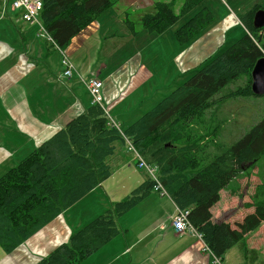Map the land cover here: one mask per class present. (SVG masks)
<instances>
[{
    "label": "trees",
    "instance_id": "1",
    "mask_svg": "<svg viewBox=\"0 0 264 264\" xmlns=\"http://www.w3.org/2000/svg\"><path fill=\"white\" fill-rule=\"evenodd\" d=\"M41 1V20L50 38L41 37L46 38L49 51L68 47L76 35L116 3ZM201 1L185 0L178 12L174 1H156L153 11L145 13L139 25L129 10L124 22L134 33L140 29L162 33ZM261 8L256 4L240 18L247 32L238 42L216 57L210 56V62L200 65L182 85L124 130L109 124L104 107L92 103L10 168L0 178V246L6 252L13 251L109 178L113 169L108 157L116 153L117 142H125L126 138L157 165L161 183L178 207L190 209L191 221L217 257L261 227L263 166L261 184L253 195V210L242 220L234 224L218 220L213 207L221 190L244 174L246 164L264 162V117L234 144L227 145L220 140L226 119L212 112L219 101L228 97L256 95L252 91V70L264 56V27L256 28L254 17ZM213 19L207 9L196 12L176 30L177 41L182 44L195 39ZM238 79H242L238 88L220 95ZM201 150L205 157L197 155ZM137 167L144 170L138 161ZM156 184L148 176L125 199L73 232L68 242L36 264H76L89 257L120 233L116 218L143 201Z\"/></svg>",
    "mask_w": 264,
    "mask_h": 264
},
{
    "label": "crops",
    "instance_id": "2",
    "mask_svg": "<svg viewBox=\"0 0 264 264\" xmlns=\"http://www.w3.org/2000/svg\"><path fill=\"white\" fill-rule=\"evenodd\" d=\"M11 2L12 0H0V178L9 168L30 155L44 141L92 104V97L87 87L82 85L84 83L81 77L87 79L91 74H99L103 80L104 100L101 105L118 125V117L135 122L148 111L141 108L128 109L121 113L115 112L123 101L120 89L121 84L125 83L121 76L123 71L115 70L112 68L113 65L107 66L105 62L99 63L100 66L98 65L97 70H94L93 65L98 60H96V54L91 52L92 43L88 46L86 44L87 41H92V32L84 33L83 29L72 39L68 47L61 48L75 66L71 77L63 76L62 51L57 47L49 51L47 42H45L47 51L41 49L47 55L55 51L60 54V62L63 66L60 75L51 76L47 65L46 70L33 67L34 62L38 65L41 61L34 58L37 52L36 40L29 43L27 40L34 36H41L28 29L20 16L21 12L13 10ZM239 17L237 13L238 22H240ZM228 21L236 23L231 18ZM213 30L215 28L206 31V34L201 32L197 36H200L199 39H193L187 43H179L176 37L171 42L170 48L173 46L174 51H170V54L174 62L178 64L176 76L171 78L172 81L178 78L179 70L184 73L177 84H173L170 89L174 90L176 85L179 86L186 79L185 73L188 74L199 68L226 42L222 34L215 32L216 35H214ZM13 35L22 38L23 46L18 39L13 38ZM30 35L33 37L28 38ZM81 46L83 48L80 53L78 48ZM108 52L104 54L107 59ZM74 55H77V58H74ZM78 56L82 59L81 62H78ZM72 57L76 60L74 61ZM27 59L33 63L28 64ZM35 69H38L39 73L35 74ZM139 71L142 72L137 77L140 82L148 80V83H151L153 79H156L154 72L143 70L140 64ZM75 77L76 81H74ZM62 78L66 81H62ZM161 85L162 83L159 87ZM81 87H84L86 91H83ZM165 93L166 96L170 92ZM118 127L124 130L127 126ZM127 146V140L117 143V149L120 151H125ZM131 154L127 155V160L122 161L121 167L126 164L137 166L134 154ZM114 173L113 169V174L109 178L65 209L13 251L6 252L0 246V264H36L59 245L68 242L73 232L113 207L116 200L122 199L121 196L110 198L107 193L108 184ZM143 173L145 176L138 175L137 181L140 183L148 177L145 171ZM93 194L98 197L95 206L88 203ZM216 205L213 207V213ZM221 208L223 209L220 207L219 211ZM176 212L177 204L170 195H161L153 190L143 201L116 218L121 230L116 237L76 264H264V241L259 240L260 236L254 240L251 237L254 234L252 233L248 236L249 238L246 236L222 256L217 257L213 251L204 250L203 241L179 237L176 234L173 228V217ZM223 212L225 213L226 210L223 209ZM215 217L221 219V216L215 215ZM237 248H241L242 251L238 253Z\"/></svg>",
    "mask_w": 264,
    "mask_h": 264
},
{
    "label": "rangeland",
    "instance_id": "3",
    "mask_svg": "<svg viewBox=\"0 0 264 264\" xmlns=\"http://www.w3.org/2000/svg\"><path fill=\"white\" fill-rule=\"evenodd\" d=\"M156 1H174L175 10L178 12L183 6L185 0H116L115 4H111L105 11L98 15L93 23L83 30L84 33H93L92 41L89 40L86 44L88 46L89 43H92L93 48L91 52L92 54H96V60H98L96 61V64L94 63L93 65L94 70H97V67L98 65L100 66L101 62H105L107 66L108 64L113 65V69L123 71L121 76L125 83H122L120 86L123 101L120 102L121 104L115 109L116 113L125 112L128 109L139 110L142 108L145 111L149 110L165 97L164 92H166L165 94L171 92L172 89L170 88L173 87V84H177L184 72L179 70L180 74L178 78L172 81L171 78L176 76L178 64L174 62L171 57L170 51L173 52L174 47L172 46V48H170V44H172L171 42H173L176 37V30L196 12L207 9L211 12L212 17H214V21L212 20L213 23L202 31L203 34H206V31L215 28L212 33L214 35H216V33L219 35L222 34L226 39V42L214 53L216 54L214 57H216L229 46L238 42L247 32V29L242 22L236 20V14L238 13L240 16L239 18H241L256 4L260 5L262 7L261 9H264V0H203L196 7L188 11L179 22L173 24L162 33L150 32L147 29H140L137 33L132 32L124 22L125 12H127V10L131 11L132 18L138 22L139 25L141 17L149 11H153V4ZM230 18L236 23L233 24L229 22L228 20H230ZM29 37L33 36L30 35L28 38ZM199 37L195 39H199ZM13 38L18 39L23 46L22 38L15 37V35H13ZM254 38H256V36H254ZM32 40H36L35 45L37 46V52L34 58L40 60L41 63L36 65L35 62H30L27 59L28 64L33 63V67H38V69L44 70H46L47 65L51 76L60 75L61 70L63 69L60 62V54L56 51L49 55H47L46 52H43V50L47 51L45 46V42L47 41L46 38L34 36V38H29L27 41L29 43ZM82 48L83 46L78 48L80 53ZM68 49H70V47ZM68 52L69 51H67V53ZM107 52V56H109L108 59L107 57H104V54ZM68 54H70V52ZM74 58H77V55H74ZM74 58L72 57L75 61L76 59ZM78 58V62H81L82 59L79 56ZM211 60L212 58L204 61V64H202L205 65ZM139 64L143 70L150 71L151 73L154 72L156 74V79H153V82L148 83V80L140 82V80H138L137 77L142 74V72L139 71ZM28 67H30V65H28ZM38 69L34 70L35 74L39 73ZM194 72L195 71L188 74L185 73L184 78L186 79H184L180 85H182ZM62 81L65 82V78H62ZM74 81H76V77L74 78ZM160 83H162L161 87H159ZM241 84L242 79L232 82L226 86L225 90L220 95L235 90ZM82 85L85 87L84 84ZM84 87H81V89L86 91ZM176 87H178V85H176ZM212 112H218L221 117L226 119L220 140L227 145H231L264 117V95L228 97V99L219 101L218 104L212 108ZM112 114L115 115L113 112ZM118 120L119 126L122 128L129 126V124H132L133 122L123 117H118ZM204 144L206 143L201 142V145ZM127 149L125 151L117 149L114 155L108 157V162L111 163L115 173L111 182L108 184L107 193L110 198L117 196L122 197V199L116 200L115 202L125 199L141 184L137 181L139 174L145 176L143 173L144 170L139 169L136 165L132 166L131 164H126L121 167L122 161L127 160V155H132L131 153L134 154L137 161L135 151H138L137 147H135L133 143L132 145L128 143ZM197 155L201 158L206 156L203 154L202 150L197 153ZM260 166H263L264 172V162H261L260 160L256 163L246 164V171L244 174L221 190V197L214 209V214L221 216V219L218 220H228L234 224L235 221L242 220L247 213L253 210V195L256 187L261 184L260 177L262 171ZM145 172L151 177L148 171ZM126 175L129 176L127 177ZM164 195H169V193ZM97 199L98 197L93 194L88 203L95 206L97 205ZM220 207H223L226 212L224 213L222 208L219 211ZM252 233L254 234L251 237L254 240L260 236L261 239L259 240L264 241V238H262L264 235V224L259 230H253L247 233L243 240L246 236L249 238L248 236ZM236 251L240 253L242 250L241 248H237Z\"/></svg>",
    "mask_w": 264,
    "mask_h": 264
},
{
    "label": "built area",
    "instance_id": "4",
    "mask_svg": "<svg viewBox=\"0 0 264 264\" xmlns=\"http://www.w3.org/2000/svg\"><path fill=\"white\" fill-rule=\"evenodd\" d=\"M11 7L15 11L21 12V17L26 23L30 31L36 32L39 36L50 38L47 33L46 27L41 20L42 1L41 0H12ZM62 51V63L64 65L63 76L71 77L74 73L75 66L70 58ZM82 82L87 87L91 97L92 103L101 104L104 100L102 94L103 80L98 73L91 74L87 79L81 77ZM108 117V123L111 125L119 126L115 120L112 119L109 112L105 109ZM127 142L132 145V142L126 138ZM133 150V148H132ZM136 151L138 166L148 171L151 178L156 181L154 190L158 191L161 195L168 194L167 189L163 186L159 179L158 167L150 163L142 153ZM178 208V207H177ZM173 228L179 237H194L203 241L204 250L212 251L209 245L204 242V235L196 228L190 219V210L178 208L175 216L173 217Z\"/></svg>",
    "mask_w": 264,
    "mask_h": 264
},
{
    "label": "water",
    "instance_id": "5",
    "mask_svg": "<svg viewBox=\"0 0 264 264\" xmlns=\"http://www.w3.org/2000/svg\"><path fill=\"white\" fill-rule=\"evenodd\" d=\"M256 28L264 27V9H259L254 17ZM252 91L256 95H264V56L259 58L252 70Z\"/></svg>",
    "mask_w": 264,
    "mask_h": 264
}]
</instances>
